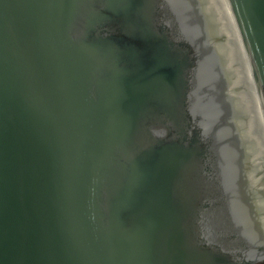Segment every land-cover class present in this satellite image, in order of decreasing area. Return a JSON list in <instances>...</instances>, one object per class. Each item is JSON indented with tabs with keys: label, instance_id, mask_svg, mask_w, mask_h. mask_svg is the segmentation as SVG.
<instances>
[{
	"label": "water",
	"instance_id": "water-1",
	"mask_svg": "<svg viewBox=\"0 0 264 264\" xmlns=\"http://www.w3.org/2000/svg\"><path fill=\"white\" fill-rule=\"evenodd\" d=\"M241 135L201 0H0V264L262 260Z\"/></svg>",
	"mask_w": 264,
	"mask_h": 264
},
{
	"label": "bare ground",
	"instance_id": "bare-ground-1",
	"mask_svg": "<svg viewBox=\"0 0 264 264\" xmlns=\"http://www.w3.org/2000/svg\"><path fill=\"white\" fill-rule=\"evenodd\" d=\"M201 2L229 80V89L244 140L247 172L264 228L263 110L250 64L227 0H201Z\"/></svg>",
	"mask_w": 264,
	"mask_h": 264
},
{
	"label": "flooded vegetation",
	"instance_id": "flooded-vegetation-1",
	"mask_svg": "<svg viewBox=\"0 0 264 264\" xmlns=\"http://www.w3.org/2000/svg\"><path fill=\"white\" fill-rule=\"evenodd\" d=\"M254 264H264V258L260 261L255 262Z\"/></svg>",
	"mask_w": 264,
	"mask_h": 264
}]
</instances>
